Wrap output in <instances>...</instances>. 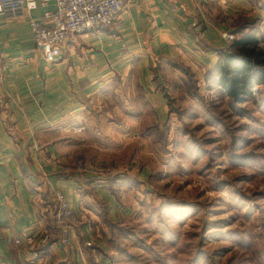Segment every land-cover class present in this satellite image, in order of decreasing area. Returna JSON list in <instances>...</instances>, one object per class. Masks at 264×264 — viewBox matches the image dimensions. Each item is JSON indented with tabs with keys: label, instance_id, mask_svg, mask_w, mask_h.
<instances>
[{
	"label": "crops",
	"instance_id": "1",
	"mask_svg": "<svg viewBox=\"0 0 264 264\" xmlns=\"http://www.w3.org/2000/svg\"><path fill=\"white\" fill-rule=\"evenodd\" d=\"M37 1L0 22V264H111L91 249L98 233L90 228L110 210L109 178L122 172L103 168L101 179L97 171L123 162L131 129L165 107L158 68L203 53L194 32L214 42L221 33L211 17L255 12L257 0H123L110 26L75 36L52 63L35 47L31 22L46 21L54 4ZM208 54L205 67L218 56ZM57 190L75 220L65 247L60 227L41 217Z\"/></svg>",
	"mask_w": 264,
	"mask_h": 264
},
{
	"label": "rangeland",
	"instance_id": "2",
	"mask_svg": "<svg viewBox=\"0 0 264 264\" xmlns=\"http://www.w3.org/2000/svg\"><path fill=\"white\" fill-rule=\"evenodd\" d=\"M254 6L230 19L211 17L221 33L214 42L193 33L203 53L158 68L165 107L131 129L123 162L97 171L122 172L118 199L90 228L98 233L91 249L111 264H264V81L252 100L234 104L205 77L215 64L205 67L209 50L238 36L254 35L264 50V0ZM237 24L246 28L236 35Z\"/></svg>",
	"mask_w": 264,
	"mask_h": 264
},
{
	"label": "built area",
	"instance_id": "3",
	"mask_svg": "<svg viewBox=\"0 0 264 264\" xmlns=\"http://www.w3.org/2000/svg\"><path fill=\"white\" fill-rule=\"evenodd\" d=\"M48 2H53L54 10L45 13L46 21L31 22L35 47L48 63L54 62L61 54L62 45L75 36L110 26L123 8V0H40L42 5ZM37 6V0H0V22L3 18L18 17L24 10H33ZM1 59L2 54L0 64ZM97 176L102 179L105 175L101 173ZM54 198V203L43 209L41 217L60 227L59 242L65 247L70 244L73 235L74 213L60 190L55 191ZM47 238L44 236L42 240L46 242Z\"/></svg>",
	"mask_w": 264,
	"mask_h": 264
},
{
	"label": "trees",
	"instance_id": "4",
	"mask_svg": "<svg viewBox=\"0 0 264 264\" xmlns=\"http://www.w3.org/2000/svg\"><path fill=\"white\" fill-rule=\"evenodd\" d=\"M243 28H246V24H237L235 30L233 29L234 33L237 35L243 32ZM256 44V38L250 34L236 37L225 48L210 50L216 53L218 58L213 66L207 68L205 77L213 79L218 90L234 104L252 100L253 88L264 81V68L260 59L264 55V50L256 48ZM119 178L115 175L109 178L111 192L117 198L118 188L115 183L121 185ZM114 184L116 189L113 187Z\"/></svg>",
	"mask_w": 264,
	"mask_h": 264
}]
</instances>
